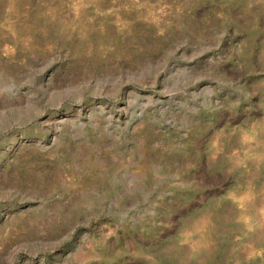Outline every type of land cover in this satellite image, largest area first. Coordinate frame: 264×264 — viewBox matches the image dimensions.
I'll return each instance as SVG.
<instances>
[{
	"label": "rangeland",
	"instance_id": "374dc122",
	"mask_svg": "<svg viewBox=\"0 0 264 264\" xmlns=\"http://www.w3.org/2000/svg\"><path fill=\"white\" fill-rule=\"evenodd\" d=\"M0 264H264V0H0Z\"/></svg>",
	"mask_w": 264,
	"mask_h": 264
}]
</instances>
